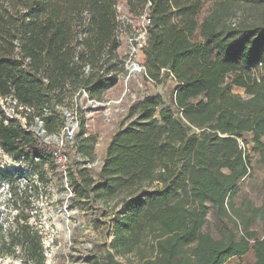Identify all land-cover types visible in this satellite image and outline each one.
<instances>
[{"label":"trees","instance_id":"trees-1","mask_svg":"<svg viewBox=\"0 0 264 264\" xmlns=\"http://www.w3.org/2000/svg\"><path fill=\"white\" fill-rule=\"evenodd\" d=\"M122 0H0V151L33 172L56 177L53 155L65 158V180L76 207L95 212V228L108 215L113 247L139 264H225L251 250L264 264V237L225 241L204 231L211 209L227 220L226 203L249 176L253 146L264 164V0H123L128 14L147 9L150 23L141 48L146 81L172 78L164 102L146 96L136 118L111 138L94 179L95 136L86 133L77 100L100 103L125 75L118 59V3ZM242 3L251 10L237 22ZM255 13V14H254ZM236 87L246 98L231 92ZM10 102L14 114L4 105ZM72 116L77 131L62 146L46 137L65 132ZM20 169L0 165V259L46 264L44 204L51 198L44 175L20 179ZM262 203L256 219H264ZM88 257L90 264H117ZM55 264H67L65 256Z\"/></svg>","mask_w":264,"mask_h":264},{"label":"rangeland","instance_id":"rangeland-1","mask_svg":"<svg viewBox=\"0 0 264 264\" xmlns=\"http://www.w3.org/2000/svg\"><path fill=\"white\" fill-rule=\"evenodd\" d=\"M250 6V3H242L237 17L232 22H237L246 16L251 10ZM117 13L120 24L118 31L120 47L117 54L118 59L124 64L125 75L118 78L116 86L104 95L102 102L90 103L83 95L77 100L79 106L86 111V133L95 136L97 139L93 159L87 167L94 179L98 178L100 165L106 155V149L112 136L135 120L138 102L146 96L153 97L156 95H160L166 102L176 86L175 81L170 77L163 78L159 84H153L144 79L143 73H130L129 70L125 69L127 65L132 63L139 65L143 63L144 56L141 51L144 45L143 40L137 41L143 30V25L140 16H132L126 12L123 0L118 3ZM231 92L241 98H246L242 89L233 87ZM4 107L8 115L15 113L10 102H7ZM70 114L72 116L69 118L73 119L74 115ZM75 123L74 119L70 123L74 126L72 131L65 129V132L56 137L48 138L44 135V141H51L61 147L63 135L68 140H72L78 130ZM244 149L250 157V172L248 177L238 182L236 194L226 203L227 220L221 222L214 218L211 209L207 215L208 223L204 231L217 241L226 240L227 235L222 224L232 233L235 240H239L245 234L246 220L249 219L247 232L253 233L255 239L264 237V219H256L257 215L255 214L262 203L264 164L260 162L259 156L251 144H248ZM53 157L56 160L55 155ZM64 162H57L59 164L56 167L57 176L50 177L47 168L43 171L38 168L37 172H33L29 166L20 161L10 160L0 151V165L8 170L20 169L18 178H26L29 174L36 176L37 173L41 174L42 172V175L50 182L51 198L43 206L44 218L42 220L46 264H55L56 258L59 256H65L67 264H90L87 258L94 256H99L106 263L108 253L111 254L117 264H139L138 260L131 254L119 255L115 253L113 229L108 227L106 223L111 218L110 215L101 218L102 226L95 228V212L86 207L78 208L73 204L71 201L73 195H70L65 180ZM1 202L2 195L0 196V206L2 205ZM239 261L253 263V251L251 250L242 258H232L225 264H234ZM0 264L20 263L14 260L0 259Z\"/></svg>","mask_w":264,"mask_h":264},{"label":"built area","instance_id":"built-area-1","mask_svg":"<svg viewBox=\"0 0 264 264\" xmlns=\"http://www.w3.org/2000/svg\"><path fill=\"white\" fill-rule=\"evenodd\" d=\"M149 7H150V3L147 1L146 9H145V11L142 13V15L140 16V19L142 20L143 30H142V32H141V35H140L139 38L137 39V41H138V40H143V44H145L146 27H147V26L149 25V23H150V18H149L148 11H147V9H148ZM143 46H144V45H143ZM143 46H142V47H143ZM138 47H141V45H138ZM133 53H135V52H133ZM125 69H126V70H129L130 73H131V72L143 73V67H142V65L135 64V63H132V64H130L129 66L127 65V66L125 67ZM82 95L86 97V94H85L84 92L82 93ZM88 102H90V103H96V102H92V101H88ZM69 119H70V118H69ZM71 120L73 121V119H71ZM37 122H38V121L36 120V123H37ZM75 122H76V121H75ZM75 126L77 127V123H75ZM66 129H67V131L69 130L68 127H67ZM73 129H74V128H73ZM73 129H72V130H73ZM72 130H71V131H72ZM55 158H56V162H58V163H62L63 161H65L64 156L61 155V154H59V155H55ZM84 165H85L86 167H89V163H88V162L84 163ZM68 191H69L70 195H72L69 189H68Z\"/></svg>","mask_w":264,"mask_h":264},{"label":"water","instance_id":"water-1","mask_svg":"<svg viewBox=\"0 0 264 264\" xmlns=\"http://www.w3.org/2000/svg\"><path fill=\"white\" fill-rule=\"evenodd\" d=\"M65 116L68 118L69 117V115L68 114H66L65 113ZM71 119H68V125H67V127H68V129H70V130H72L73 128H74V126L73 125H70V123H71ZM33 132L37 135V136H39L40 138H42L43 140H44V130H43V127H42V123L41 122H37L36 123V125H35V127H33ZM84 163H86V162H84Z\"/></svg>","mask_w":264,"mask_h":264}]
</instances>
